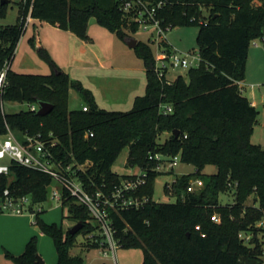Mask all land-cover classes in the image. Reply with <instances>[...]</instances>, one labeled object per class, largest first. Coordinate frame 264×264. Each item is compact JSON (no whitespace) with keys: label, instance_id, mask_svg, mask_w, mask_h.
<instances>
[{"label":"trees","instance_id":"obj_1","mask_svg":"<svg viewBox=\"0 0 264 264\" xmlns=\"http://www.w3.org/2000/svg\"><path fill=\"white\" fill-rule=\"evenodd\" d=\"M148 1L164 2L157 11L162 26H200L196 39L201 63L189 69L188 80L182 76L170 83L160 80L150 47L138 41L133 51L145 69V94L135 97L129 111H106L39 46V55L52 71L36 75L7 70L0 98V136L7 130L38 136L57 161L76 170L90 192L108 193L130 178L112 171L128 148L126 165L148 169L146 184L137 195L150 200L137 210L109 214L120 247L141 249L142 264H261L255 224L264 219V148L251 142L259 111L243 96L239 83L246 77L250 43L257 38L264 42V0ZM118 5V0H22L18 23L0 27V72L14 56L28 15L82 40L87 39L88 21L94 19L125 39L127 31L135 32L137 27L128 25ZM6 7L0 3V18ZM202 8L209 12L202 21L206 25L199 22ZM30 42L34 45V38ZM69 89L82 98L83 106L69 109ZM38 102L50 103L53 109L37 116L29 107ZM5 103H25L28 109L7 113ZM163 107L172 112L164 114ZM89 133L92 136L86 138ZM163 134L167 137L161 141ZM155 153L166 158L179 155L182 163L195 167L193 174L177 177L172 184L173 202L152 199L154 180L161 174L151 169L155 162L148 160ZM208 165L215 167V173L200 176ZM193 178L202 179L203 186L186 193ZM53 183L42 172L11 163L9 174L0 176V194L8 189L16 197L30 196L34 204H41L48 201ZM221 193L233 196V202L222 205ZM61 208L67 209L69 220L83 224L77 234L41 220L43 211L37 213L35 224L51 238L56 264H84V253L98 244L85 239L78 246L77 236L94 233L96 226L87 209L66 191ZM213 215H219V223L212 221ZM239 232L253 233L249 246L239 240ZM36 243L32 237L22 254L5 251L4 257L13 264H38Z\"/></svg>","mask_w":264,"mask_h":264},{"label":"rangeland","instance_id":"obj_2","mask_svg":"<svg viewBox=\"0 0 264 264\" xmlns=\"http://www.w3.org/2000/svg\"><path fill=\"white\" fill-rule=\"evenodd\" d=\"M10 2L7 4L6 7V13L3 18H0V27L5 26H11L18 23V15L20 11V4L22 0H9ZM209 15V12L207 9L202 8L201 9V17L199 21H203L204 18H207ZM28 25H24V30L21 35V38L17 44L16 51L14 53V56L10 62V68L14 72H18L20 74H36V75H48L51 73L52 69L50 65L39 55L36 46V43L34 45L30 42L32 38L34 40L36 37L34 36V27L30 25V27H27ZM101 28V27H100ZM200 26L199 25H184V26H174L171 29H168L166 32V40L167 43L172 45L176 50L179 52H186V53H192L197 54L198 53V43H197V34L199 31ZM38 34L41 39H45L47 43L54 45V39H58V35L54 31H43L40 30L39 26L37 27ZM102 30V28H101ZM104 32V35L99 38L97 37V46L95 47V50L98 51V53L102 54L103 56H110V52L114 51V44L112 42L113 35L108 30L104 29L102 30ZM102 32V33H103ZM155 32V29L151 26H148L147 30H143L142 28L137 29L135 32L128 33V37L134 38L137 41L143 42L147 44L152 53L156 55L158 53V48L155 43H152L151 34ZM61 34V33H58ZM115 36L118 37L116 34ZM122 40V39H121ZM124 40V39H123ZM91 41V38L89 39V42ZM58 42V41H57ZM258 45L261 52V55H251L249 58V61H247V77L245 80V84L249 86L250 83H257L256 85L259 86L256 87V92H259V94L262 96V101L259 99L258 95V111H260V114L257 118V125L254 129V135L252 137L251 142L256 144L259 143L262 148H264V79H258L259 68L264 69V56H263V48H264V42L262 39L257 38L253 40L250 43L249 50L254 48V46ZM127 46V44H125ZM64 46V44H63ZM58 49L54 53L58 56H63L66 58L67 53L64 52L63 48L59 49L58 46H56ZM128 47V46H127ZM78 48V47H77ZM76 48V49H77ZM61 51V53L59 52ZM75 48L73 49L74 53ZM248 50V53H249ZM68 51V50H67ZM79 52V51H78ZM134 52V51H133ZM260 52V53H261ZM60 53V54H59ZM65 53V55H63ZM51 60L53 61V58L51 57L50 53H48ZM135 54V53H134ZM76 53H74V56ZM73 56V55H72ZM83 57V58H82ZM92 55H88L87 51L83 53L77 54V56L74 58V60H81V61H91ZM137 57V55H136ZM138 58V57H137ZM189 60H191L189 58ZM54 62V61H53ZM74 69L72 70L73 75L70 77L71 80L78 81L74 79L76 75H83V73L76 71ZM195 68V67H192ZM190 69V68H189ZM258 69V70H257ZM98 71L100 74L102 73L105 77V80L107 81L104 88L111 89L109 92H99L97 101L100 108L106 110V111H122L126 112L131 110L133 107V101L129 104L130 99L128 96L129 92H123L126 91V89L130 88V81L129 79H125V72L120 70H114L108 69H99ZM188 69H182L176 72H171L168 77L169 79L177 78L178 76H182L184 80H188L187 73ZM77 73V74H76ZM98 73V72H97ZM116 73V74H115ZM102 76V77H103ZM256 77V78H255ZM103 86V85H102ZM86 88V87H84ZM88 89V88H87ZM112 91V92H111ZM143 94L139 96H143ZM243 96L249 97V88H247L245 91H243ZM83 100L80 98L76 92L73 89H69V100H68V106L69 109H76L82 106ZM27 104L25 103H5L4 104V110L7 113H15L19 112L21 110H27ZM16 138L20 141L23 140V135L14 132ZM167 137V134H163L161 137V141H163ZM3 137L0 136V142L3 141ZM128 148H124L122 152L120 153L117 160H115V163L112 166V171L119 174V175H133L134 173H137L139 171V167L137 165L134 166H128L126 165L127 157H128ZM163 172L154 180L153 183V201L156 202H173L175 201V197L172 194H169L170 189L166 187H171L172 184L175 182L177 177H180L182 175H190L195 172V167L191 164H185L179 161L177 163V166L171 170L167 171L166 166H162ZM215 173V167L208 165L204 167L200 172V176L205 175H211ZM52 189H55L57 191L60 190V186L57 183H53ZM252 198L248 199L246 204L250 205L252 203ZM219 201L222 205H226L228 203L233 202V196H231L228 193H221L219 196ZM36 207H42L43 213L40 215V219L43 220L46 223H55L57 225H61L64 230H68L76 223L69 220L68 212L66 208H61L60 202H55L52 200H48L46 202H43L41 204H36ZM220 219V217H219ZM31 229V236L27 239L26 244L32 237H36L37 243V254L42 258V261H44L45 264H51L54 260L56 264L57 262V254L53 245V242L50 237L44 236L45 244L43 242H39V228L36 226V224H33L31 226H28ZM87 235H78L76 240V245L82 246L84 243V240L86 239ZM262 236L259 234V237ZM261 240H264V236L261 237ZM26 244H24L22 251H24ZM5 251L13 254L10 252L6 247L0 248V264H13L11 261H7V259L4 257ZM43 255H40V253ZM99 249H90L86 253H84V264H142L143 259V252L139 248H123L119 247L116 250V260L115 262L112 261L111 258H103L99 254ZM17 255V254H13ZM44 257V258H43Z\"/></svg>","mask_w":264,"mask_h":264},{"label":"built area","instance_id":"obj_3","mask_svg":"<svg viewBox=\"0 0 264 264\" xmlns=\"http://www.w3.org/2000/svg\"><path fill=\"white\" fill-rule=\"evenodd\" d=\"M120 13L126 17L128 25L135 24L136 30L142 28L147 30L148 26L155 29L151 34L152 43H155L158 48V53L153 57L155 60V73L160 80L170 83L168 75L171 72H176L182 69L197 68L201 63L199 54H192L186 52H179L167 43L166 32L171 29L170 25L162 26L159 18H157V11L162 8L164 2L159 1L156 4L148 0H118ZM27 21L30 20V15L27 16ZM193 20V19H191ZM200 22V21H199ZM206 25L207 22H200ZM130 33L129 31H127ZM189 58L191 60H189ZM9 64L6 63L0 72V98L2 88L6 80V72ZM31 111L38 110L37 105L29 107ZM86 111V107H83ZM161 110L164 114L171 113L170 107H163ZM92 133L85 137H91ZM4 139L0 142V176L8 175L11 163L24 166L33 170L48 175L53 182L60 186V190L52 189L48 200L55 202H62L63 192L66 191L78 205L84 206L90 218V222L96 226L94 233L87 234L86 239L98 244L99 254L103 258H111L116 260V250L120 247L118 240L115 237L116 229L113 225V220L109 212H120L128 209H139L149 202L147 196H139L137 192L146 184L148 169L140 168L137 173L129 175L130 178L122 180L112 191L104 193L101 190L90 192L82 185L77 178L76 170L70 164L63 165L57 161L55 157L46 147L45 143L38 138V136H23L20 141L16 138L14 132L7 130L6 135L2 136ZM51 145H54L53 143ZM148 160L154 161L155 165L152 170L162 173V166L165 165L167 171L173 170L180 161L179 155L171 158H166L159 153L149 154ZM83 166L80 167V169ZM203 186L202 179L193 178L189 181L186 187V193H194L200 190ZM169 194L172 193L171 187ZM30 196H14L10 190H3L0 194V214L11 215H28L32 218V223L35 224V217L37 213H41L44 209L36 207ZM212 221L219 223V215H213ZM257 230V239L261 245V264H264V219L259 220L255 224ZM259 234L262 236L259 237ZM253 233L239 232V240L245 244H250Z\"/></svg>","mask_w":264,"mask_h":264},{"label":"crops","instance_id":"obj_4","mask_svg":"<svg viewBox=\"0 0 264 264\" xmlns=\"http://www.w3.org/2000/svg\"><path fill=\"white\" fill-rule=\"evenodd\" d=\"M25 24L28 25L27 27H30V25L34 27V31H35L34 36L36 37L35 39L36 46L38 47L41 46L47 52H49L51 57L53 58L54 63L59 67L60 70H62V72L66 73L69 77H72L73 75L72 70L74 69V66L76 67L75 68L76 71L81 70L79 72L83 73V75H76L74 79L78 80L82 84L83 88L84 87H86V89L88 88L87 90L91 92L97 105H98L97 97H98L99 92H109V90H111V89L104 88L107 81L105 80V77L103 76V74L99 73L101 72V71H98L99 69L101 70L111 69V70H114L113 72H115V70H120V71L125 72L124 73L125 79H129L131 87L126 89V91H123V92H129L128 93V96H129L128 99H130L129 104L132 101H134L135 97L143 94V92L146 91L145 90L146 89V74H145L143 62L141 59L136 57V55L133 52V49H130L129 47L125 45L127 44V40L131 37L127 36L124 40L123 39L121 40L120 38H117L115 36V33H112L113 35L112 42L114 44V51L110 52L111 55L108 57L106 55L103 56L102 54L98 53L97 50H95V47L97 46V42H96L97 37L100 38L101 35L103 36L104 32L102 31L103 26L101 27L100 25H98L94 19H90L88 21L87 29H86V35H87L86 40L85 39L82 40L78 38L76 35H74L73 33L69 31L67 32V31L60 30L57 27L52 26L45 21H39L31 17H30V20L25 21ZM38 26L40 30L47 31V32L49 30L54 31L56 35H58V39L57 40L54 39L55 41L54 45L49 44V42L47 43V41H45V39H43L42 37L40 39L39 34H38L39 31L37 29ZM100 27L102 28V30ZM58 33H61V34H58ZM90 38H91V41L89 42ZM56 46H58L59 49L63 48L64 52L67 53L66 58L63 56H58L54 53L58 49ZM74 48H75L74 53H76L75 56L73 53ZM259 48L261 47L255 44L254 48L249 50L247 61H249V58L251 57L252 54L262 56V52ZM15 51H16V48H15ZM85 51H87L88 55H92L91 61L74 60L77 54L83 53ZM59 52L61 53L60 50ZM65 53L63 55H65ZM263 56H264V48H263ZM9 68H10V64H9ZM258 73H259L258 79L259 80L264 79V69L262 70V68H259ZM246 75H247V62H246V68H245V76ZM246 77L244 81L239 83V87L241 89L242 94H243V91L249 88V97H246V98L249 100L251 105L257 109L258 95H259L260 101H262V96L259 94V92H256L255 90L256 87L259 88V86L256 85L258 84L259 81H257V83H250L248 86L245 84ZM175 79L176 78H174L173 80L171 79V82H173ZM83 105L84 104L82 103V106ZM259 114H260V111H259ZM253 135H254V132H253ZM252 137H251V140H252ZM256 144L260 145L259 143H256ZM31 225H33L32 218L26 214L19 215V216L11 215V214H0V248L6 247L13 254H17V255L22 254L23 253L22 249H23L24 244H26L27 239L32 235L31 229L28 227ZM38 236L40 239L39 242H43V244H45L46 243L44 240L45 235L39 232ZM39 253L40 255H42L41 252ZM54 263H55V260L51 264H54Z\"/></svg>","mask_w":264,"mask_h":264},{"label":"water","instance_id":"obj_5","mask_svg":"<svg viewBox=\"0 0 264 264\" xmlns=\"http://www.w3.org/2000/svg\"><path fill=\"white\" fill-rule=\"evenodd\" d=\"M0 3L1 4H8L9 0H0ZM262 34L264 37V29L262 30ZM137 42L138 41L136 39L129 38L127 40V46L130 49H134ZM37 106H38V110L36 111L37 116H46L53 109V105L50 103H47V102H38ZM173 133L175 134V136H177L179 132L177 130H175ZM82 227H83L82 223H76L71 228H69L68 232L70 235H75L82 229ZM36 259L38 261L37 262L38 264H44V262L42 261V258L39 255L36 256Z\"/></svg>","mask_w":264,"mask_h":264}]
</instances>
